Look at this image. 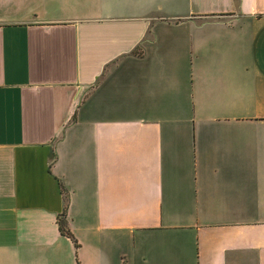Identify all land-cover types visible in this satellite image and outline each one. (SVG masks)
<instances>
[{
	"label": "crops",
	"instance_id": "obj_1",
	"mask_svg": "<svg viewBox=\"0 0 264 264\" xmlns=\"http://www.w3.org/2000/svg\"><path fill=\"white\" fill-rule=\"evenodd\" d=\"M237 38L264 0H0V264H264V116H196Z\"/></svg>",
	"mask_w": 264,
	"mask_h": 264
},
{
	"label": "rangeland",
	"instance_id": "obj_2",
	"mask_svg": "<svg viewBox=\"0 0 264 264\" xmlns=\"http://www.w3.org/2000/svg\"><path fill=\"white\" fill-rule=\"evenodd\" d=\"M235 57L240 61L233 62L236 63L235 65L227 66V68L231 69V77L229 80L231 86L224 87L225 82L218 80L216 77L208 78V88L205 91V96H203L201 104L195 103L199 109L203 108V113L196 114V116L198 115L201 119L210 120L217 113L215 111L223 107H234L237 109L234 114H230L229 116H264V111H261L264 109L261 107L264 106V65L260 67L262 70H259V66H254V64L250 65L251 63H255L257 59H260L258 60L260 61L259 64H264V42L263 48H258L255 44L251 48L245 39L237 38ZM247 59H249L247 64L241 62ZM246 65H250V70L245 69ZM210 68L212 73L218 72L217 65L212 64ZM257 70L258 72H256ZM258 73L261 74L258 75ZM232 83L235 86H232ZM189 100V104H191L194 99L190 96ZM256 104H258L257 107L255 106ZM172 115L170 116L172 117ZM246 133L249 136L253 134L251 136L254 139L252 149L258 155L257 160L253 161L248 168L253 170L254 179L264 181V130H259L255 133L248 131ZM202 149L203 147L198 148L196 160L199 161V165L197 168L208 169L211 162L207 152H202ZM190 152L194 154L193 149ZM248 154L251 155L250 150ZM229 165L232 169L236 166ZM190 167H192L191 164L189 165Z\"/></svg>",
	"mask_w": 264,
	"mask_h": 264
},
{
	"label": "trees",
	"instance_id": "obj_3",
	"mask_svg": "<svg viewBox=\"0 0 264 264\" xmlns=\"http://www.w3.org/2000/svg\"><path fill=\"white\" fill-rule=\"evenodd\" d=\"M57 221H58V226H59V230L61 231V233L70 237L72 239L75 247L77 248L79 246V244H78L76 238L74 237V235L72 234V232L70 231L69 227L67 226L65 215L63 213L60 214L57 218ZM77 264H78V262H77Z\"/></svg>",
	"mask_w": 264,
	"mask_h": 264
}]
</instances>
